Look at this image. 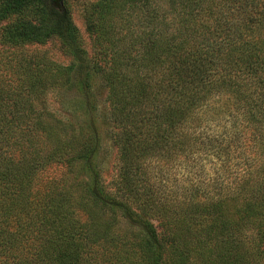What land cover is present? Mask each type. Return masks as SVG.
I'll return each mask as SVG.
<instances>
[{
    "label": "trees",
    "instance_id": "1",
    "mask_svg": "<svg viewBox=\"0 0 264 264\" xmlns=\"http://www.w3.org/2000/svg\"><path fill=\"white\" fill-rule=\"evenodd\" d=\"M0 27V264H264V0H95L91 52L65 0Z\"/></svg>",
    "mask_w": 264,
    "mask_h": 264
},
{
    "label": "rangeland",
    "instance_id": "2",
    "mask_svg": "<svg viewBox=\"0 0 264 264\" xmlns=\"http://www.w3.org/2000/svg\"><path fill=\"white\" fill-rule=\"evenodd\" d=\"M94 1L95 0H65L70 10L72 22L78 29L80 34L83 36L86 42V47L90 52V38L85 31V16L89 11L90 5ZM54 2L55 0H53V5L55 7H62V0H59L57 5ZM1 30L2 29L0 27V31ZM15 53L19 56H25L27 59L31 58L34 62L36 61L39 66H44L46 64L48 65L50 63L65 65L70 62L69 57L64 54L62 47L56 39H51L43 44H26L23 46V48L17 49ZM105 94V89L101 88L98 92H96L95 95L97 99H100L96 117L97 125L102 138V145L98 155V162L101 164V167L103 169L104 181L108 182L114 176L116 150L112 146V143L108 138L111 127L110 123L108 122V108L106 103H104ZM50 99H74V95L68 94L66 97L62 98L57 94H52L50 96ZM59 170L60 169H51L49 174H56L57 172H59Z\"/></svg>",
    "mask_w": 264,
    "mask_h": 264
},
{
    "label": "water",
    "instance_id": "3",
    "mask_svg": "<svg viewBox=\"0 0 264 264\" xmlns=\"http://www.w3.org/2000/svg\"><path fill=\"white\" fill-rule=\"evenodd\" d=\"M58 1H59V0H55V2H54V3L57 5Z\"/></svg>",
    "mask_w": 264,
    "mask_h": 264
}]
</instances>
